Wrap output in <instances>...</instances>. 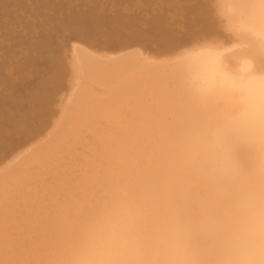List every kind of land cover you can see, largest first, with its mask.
Here are the masks:
<instances>
[{
    "label": "bare ground",
    "instance_id": "obj_1",
    "mask_svg": "<svg viewBox=\"0 0 264 264\" xmlns=\"http://www.w3.org/2000/svg\"><path fill=\"white\" fill-rule=\"evenodd\" d=\"M97 1L93 0L95 3ZM103 1L105 2V0ZM10 2H14L13 5L15 3L19 5L22 0H0V8L8 7V5H11ZM70 3L67 2L68 5ZM204 3L206 4L204 7V9L206 8L205 13L202 9H196L197 15H193H202L199 18L195 17V19L208 21L211 23L209 26L212 25L214 29L208 30L209 27L207 26V32L203 31L200 34L191 35L183 42L181 40L175 42L174 39L171 42L168 41L166 38L172 36L170 30H165L163 33L158 31L160 34L158 36L156 34V37L155 34L151 36L149 33V36H154L153 38H156V40L157 38L160 39L157 40L160 43L159 46L154 48V50L157 49L156 53L158 55L148 53L151 49H148L147 52L145 51L146 48H141L139 44L133 42L139 41L138 38H136L137 40L128 39L129 32L132 33V36L135 34L136 37L144 35H140L141 30L138 33L133 26L134 22L130 21L125 26L126 30L130 29V31H123L127 35L122 38L120 46H117L118 43L110 46V42L107 38H104L105 35L102 39L96 40V42L102 44L98 45L94 42L89 43L88 38L84 40L83 37L80 38L76 35L65 40V35L61 31L58 33L57 30L55 31L57 33L55 37L64 45L63 48L68 47V44H70L69 51L66 52V55L64 54L65 57L60 60L55 59L57 62L48 60L49 63L47 64L49 66L44 69V73L36 67L38 68V73L35 72L36 76L40 73L39 77L43 81L33 87L26 88L28 94H23L24 96L21 98H6L3 108L0 107V110L5 108V115H11L12 112V114L19 112L21 109L18 108L27 100L32 103V100L35 99L40 101L43 110L48 106L50 108V104H54L56 96L60 97L57 98L59 101H57L56 106L52 104V107H57L52 113H46L43 120L38 118V120L44 121L45 124L43 123L44 125L40 128V124H38L40 121L37 120V123L34 124L38 125L39 130L35 128L37 129L36 132L32 133L34 132L31 130L33 118L31 123H28L30 120L27 122L28 125L31 124L29 126L31 132L28 130L31 136L28 132V135L24 136L26 134L24 132L29 128L26 127V121L23 124L26 129L24 130L21 127L20 132L16 131L18 130L17 127L14 130L8 126L11 128L10 130L13 129L18 132L17 134L23 131L21 133L24 136L23 139L29 137L24 142H18L13 151L9 149L11 153L7 152L6 149L7 151H5L9 153V155L7 154L9 157H2L3 154H0V264H70V258L78 245L84 228L106 203L123 192H130L144 197L151 196L156 190L178 178L184 159L185 146L208 116L207 112L190 98L184 86L187 69L182 64V58L188 50L200 46L223 49L224 51L217 52L213 56L212 70L218 75H228L237 70L241 73H251L253 69L264 71V40L258 39L254 35L255 32L262 31L259 26L255 25V17L261 11H264V0H206ZM199 4L202 6L198 2L197 5ZM41 5L43 6V2ZM193 6L195 5L193 4ZM102 7H104V4ZM194 11L192 13H195ZM159 13L160 11L157 14ZM182 16H180L181 19ZM158 18L160 17L156 19ZM161 18L159 23L163 20ZM100 19L98 20L102 23L96 21V19L94 20L90 12L76 13L70 19V26L72 31L77 29L84 31L90 29V27L95 28L96 31L104 27V19ZM156 19L154 18V23L157 24ZM90 20L92 23L89 22ZM50 21L52 22V20ZM14 22L16 23L15 19ZM226 22L231 25L230 28L226 26ZM200 23H198L199 27L202 25ZM121 24L123 26V23ZM140 24L143 26L144 23ZM156 24L154 25L157 29ZM20 27L22 28V26ZM132 27L134 28L131 29ZM14 28L16 30V27ZM159 28L161 27L159 26ZM66 29L68 27H63V31L66 32ZM153 30H150V32L153 33ZM2 31L4 30L2 29ZM110 31L113 32L114 30ZM110 31L108 30L109 33ZM118 32L122 35L121 31ZM66 33L69 36L72 34L70 30ZM73 33L75 32L73 31ZM76 33L78 35V32ZM9 34L12 35V32ZM156 40L154 39V41ZM22 41L19 42L24 44ZM154 41H151L152 45L157 44V41ZM159 41H162V43ZM30 42L32 43L31 40ZM148 43L150 44V42ZM148 43L143 44L146 46ZM35 46L32 47L31 44L32 48ZM160 46L161 48H159ZM36 49L48 50V54L55 55L56 52H60L61 48L56 51L53 43L49 45L42 39L34 48L35 51ZM12 51H14V48ZM34 56H36L35 53ZM41 56L39 57L41 58ZM13 58L18 60V57L13 56ZM49 58H51L50 55ZM27 59L25 62L29 61ZM40 61L38 62L41 63ZM45 62H47V59ZM29 68L31 69V67ZM17 69L19 70V68ZM46 70H50L48 75L45 73ZM9 72L7 71V73ZM62 73L67 78V83L62 81ZM30 76L32 77V75ZM4 78L6 77L4 76ZM23 78L26 79L27 77ZM60 85L63 86L62 89ZM58 89L64 91L60 96V93L57 94ZM32 114L33 116H31ZM32 114L30 116L34 117V113ZM17 115L15 114V118L18 117ZM20 116L18 119H20ZM37 116L40 115L36 113L34 118ZM12 118L14 120V117ZM33 121L36 120L33 119ZM20 124L19 126H22ZM34 125L33 129L36 127ZM8 127L6 131H8ZM6 133L8 132L4 134ZM13 134L12 137L10 136L11 138L16 137H13ZM16 138L19 140L18 137ZM8 139L10 141V138ZM1 143L3 145V142ZM14 145H10V147L5 145V148H12Z\"/></svg>",
    "mask_w": 264,
    "mask_h": 264
},
{
    "label": "clouds",
    "instance_id": "obj_2",
    "mask_svg": "<svg viewBox=\"0 0 264 264\" xmlns=\"http://www.w3.org/2000/svg\"><path fill=\"white\" fill-rule=\"evenodd\" d=\"M220 51L200 46L182 58L185 89L208 116L178 178L106 203L70 264H264V71L218 75Z\"/></svg>",
    "mask_w": 264,
    "mask_h": 264
},
{
    "label": "rangeland",
    "instance_id": "obj_3",
    "mask_svg": "<svg viewBox=\"0 0 264 264\" xmlns=\"http://www.w3.org/2000/svg\"><path fill=\"white\" fill-rule=\"evenodd\" d=\"M32 1L33 0H24V2H23V0H22V3L21 2H19V5L17 4V3H15V5H13V3L14 2H10V4L12 5H8V7L7 6H5L3 9H1L0 8V10H1V12H0V21H2L1 23H0V46L2 47L1 49H0V107H2L3 106V104H4V102H5V100H6V98H8V99H13V98H21L22 96H24V95H26V94H28V89H26V88H29V87H33V86H35V84H37V83H39V82H41V81H43V79L41 78V77H39L40 76V73H39V75L38 76H36V73H38V68H39V71L41 70L42 71V73H44V69H47L48 68V64L47 63H49V61L48 60H50V61H53V62H57L55 59H57V60H60V59H62V57L64 58L65 57V55H66V52L67 51H69V46H70V44H68V47L67 46H65L64 48L62 47V46H64V45H62L60 42H59V39L57 40L56 38L57 37H55V36H57L56 34L59 32V31H61V33L63 34V35H65V40L66 39H68V37H73V36H77V37H80V38H82V39H87V40H90V41H88L89 43H98V42H96V40H99V38H103L104 37V35H105V37L104 38H107V40L110 42L109 43V45L110 46H114V45H117V43L119 44V45H117V46H120L121 44L120 43H122V38L123 37H126V35L127 34H125V33H123V31L125 32V31H127V32H129L130 31V29L129 30H126V25L128 24V22L130 21V22H134V27L136 28V30H137V32L138 31H140L141 30V33H139L140 35H142V34H144L142 37L141 36H138V37H136V35L135 34H133V36L131 35L132 33L131 32H129L130 34V36H128L129 38V40H137L136 38H138L139 39V41L137 40V41H133L134 43H136V44H139L140 45V47L141 48H146L145 49V51H149L150 49V51L148 52V53H150V54H153V55H158V53H156V50L157 49H155L154 50V48L156 47H158L159 45L158 44H160V43H158V41L157 40H160L159 38H157V40H156V38H153V37H151L152 35H154L155 34V37H156V34H157V36L160 34V32L161 33H163V32H165V30H170L171 32H172V36H170V37H167L166 39H168V41H172L173 39H174V41L175 42H180V40L183 42V40L185 41V39L188 37L189 38V36H191V35H197V34H200V33H202L203 31L205 32H207L208 30H210V29H214V27L212 26V25H210L209 26V24H211V23H209L208 21H203V20H201V19H195V17H201L202 15H200L199 14V16H194L193 14H195V15H197V13H196V9H202L203 11H204V13H205V9H204V7L206 6V4L204 3V2H206V0H194V3H193V0H160V3H159V0H105V2L103 1V0H95V1H97L96 3L95 2H93V0H77V2H76V0L74 1V0H52V2H51V0L49 1V0H34L33 1V3H32ZM36 1V2H35ZM45 1H47L48 3H46ZM61 1H63V2H61ZM65 1V2H64ZM71 3H70V2ZM83 1V2H82ZM87 1H89V2H87ZM92 1V2H91ZM107 1V2H106ZM158 3H157V2ZM42 2H43V6L41 5L42 4ZM51 2V3H50ZM60 2V3H59ZM67 2H68V4L70 3V5H68L67 4ZM76 2V3H75ZM100 2V3H99ZM138 2V4H136ZM155 2V3H154ZM179 2V3H178ZM187 2H188V4H187ZM197 2V3H196ZM198 2L199 3H201L202 4V6L199 4V5H197L198 4ZM27 3V4H26ZM38 3V4H37ZM90 3V4H89ZM98 3V4H97ZM113 5H112V4ZM134 3V4H133ZM139 3H141V4H139ZM183 3V4H182ZM46 4V5H45ZM103 4H104V7H102L103 6ZM115 4V5H114ZM130 4V5H129ZM157 4V5H156ZM160 4V5H159ZM161 4H163V5H161ZM181 4H182V7H181ZM191 4V5H190ZM193 4L195 5V6H193ZM24 5V6H23ZM25 5H27V6H25ZM45 5V6H44ZM94 5V6H93ZM156 5V6H155ZM180 5V6H179ZM189 5V6H188ZM17 6V7H16ZM39 6V7H38ZM54 8H53V7ZM117 6V7H116ZM162 6V7H161ZM190 6H191V8H190ZM10 7V8H9ZM13 7V8H12ZM20 7V8H19ZM46 7V8H45ZM88 7H89V9H88ZM97 7V8H96ZM102 7V8H101ZM126 7V8H125ZM163 7H164V9H163ZM195 7V8H194ZM196 7H198V8H196ZM199 7H202V8H199ZM22 8V9H21ZM27 8V9H26ZM43 8H45V9H43ZM50 8V9H49ZM57 8V9H56ZM63 8V9H62ZM66 8V9H65ZM77 8V9H76ZM85 8H86V11H85ZM93 8V9H92ZM125 8V9H124ZM156 8H157V10H156ZM159 8V9H158ZM161 8V9H160ZM181 8V9H180ZM183 8H184V10H183ZM12 9H13V11H12ZM24 9V10H23ZM31 9H32V11H31ZM46 9H47V11H46ZM49 9V10H48ZM68 9V10H67ZM99 9V10H98ZM114 9V10H113ZM116 9V10H115ZM119 9V10H118ZM155 9V10H154ZM188 9V10H187ZM4 10V11H3ZM27 10V11H26ZM93 10V11H92ZM101 10H103V11H101ZM160 11V13L159 14H157L159 11ZM195 10V11H194ZM9 11H10V13H9ZM17 11V12H16ZM30 11V12H29ZM52 11V12H51ZM54 11H56V12H54ZM63 11V12H62ZM90 12L91 13V15H93V18H94V20L96 19V21H100L101 19L100 18H102V19H104V27H102L101 29H99V30H96L95 31V28H93V27H90V29H86V30H81L80 31V29H77V30H73L75 33H73V31H72V27L70 26V19H72V16H75V14L77 13V14H80V13H84V12ZM99 11V12H98ZM112 11V12H111ZM115 11V12H114ZM142 13H140V12ZM155 11V12H154ZM158 11V12H157ZM175 11V12H174ZM176 11H177V13H176ZM181 11V12H180ZM195 12V13H192V12ZM202 11V12H203ZM2 12H3V14H2ZM41 12H43V13H41ZM50 12H51V15H50ZM101 12V13H100ZM147 12V13H146ZM157 12V13H156ZM168 12H170V13H168ZM14 13V14H13ZM55 13H57V14H55ZM68 13V14H67ZM73 13V14H72ZM138 13V14H137ZM154 15H153V14ZM163 13V14H162ZM172 13V14H171ZM176 13V14H175ZM183 13V14H182ZM190 13V14H189ZM192 13V14H191ZM10 14V15H9ZM11 14H12V16H11ZM20 14H21V16H20ZM46 14V15H45ZM125 14V15H124ZM152 14V15H151ZM174 14V15H173ZM187 14V15H186ZM189 14V15H188ZM4 15V16H3ZM24 17H23V16ZM26 15V16H25ZM32 15H34V16H32ZM61 15V16H60ZM67 15H69V16H67ZM71 15V16H70ZM102 15V16H101ZM120 15V16H119ZM132 15V16H131ZM162 16V18H161V16ZM167 15V16H166ZM183 15V16H182ZM8 16V17H7ZM48 16V17H47ZM54 16V17H53ZM99 18H98V17ZM101 16V17H100ZM153 16V17H152ZM156 16V17H155ZM166 16V17H165ZM174 16V17H173ZM180 16H182V19L180 18ZM22 17V18H21ZM48 19H47V18ZM58 17H60V18H58ZM61 17H64V18H61ZM65 17H66V19H65ZM69 17V18H68ZM71 17V18H70ZM157 17H160L161 19H163L162 21H160V23H159V20H160V18H158V19H156ZM164 17V18H163ZM2 18V19H1ZM10 18V19H9ZM45 18V19H44ZM53 18H54V20H53ZM117 18V19H116ZM137 18V19H136ZM154 18L156 19V21H158L157 22V24L156 23H154L155 21H154ZM14 19H15V21H16V23L14 22ZM22 19H23V21H22ZM61 19H63V20H61ZM98 19H100V20H98ZM165 19V20H164ZM174 19V20H173ZM176 19V20H175ZM191 19V20H190ZM8 20V21H7ZM18 20H20V21H18ZM27 20V21H26ZM40 20V21H39ZM50 21V20H52V22L50 21V22H48V21ZM68 20V21H67ZM107 20H109V21H107ZM111 20V21H110ZM113 20V21H112ZM122 20V21H121ZM138 20H140L139 22H138ZM171 20H172V22H171ZM183 20V21H182ZM190 20V21H189ZM198 20V21H197ZM4 21H6L5 23H4ZM10 21V22H9ZM39 21V22H38ZM44 21V22H43ZM54 21V22H53ZM64 21V22H63ZM116 21V22H115ZM142 21V22H141ZM145 21V22H144ZM150 21V22H149ZM196 21V22H195ZM20 22H21V24H20ZM27 22V23H26ZM89 22H91V20L89 21ZM101 23H102V21H100ZM108 22H110V23H108ZM112 22H114V23H112ZM154 23V24H156L157 26H158V28L156 29L155 27V25L153 24V26H151L152 25V23ZM166 22V23H165ZM174 22V23H173ZM185 22V23H184ZM201 22V23H200ZM8 23V24H7ZM10 23H11V25H10ZM14 23V24H13ZM50 25H49V24ZM92 23V22H91ZM97 23H99V22H97ZM105 23H106V25H107V27H106V25H105ZM117 23H118V25H117ZM121 23H123V26H122V24ZM136 23V24H135ZM140 23H144L143 24V26L140 24ZM151 23V24H150ZM181 25H180V24ZM198 23H200V25H201V27H199V24ZM2 24V25H1ZM19 24V25H18ZM45 24V25H44ZM47 24H48V26H47ZM110 24V25H109ZM115 24V25H114ZM137 24H140V25H137ZM159 24H161V25H159ZM168 24V25H167ZM185 24V25H184ZM13 25V26H12ZM18 25V26H17ZM26 25V26H25ZM66 25V26H65ZM92 25V24H91ZM111 25H113V26H111ZM183 25V26H182ZM197 25V26H196ZM5 26V27H4ZM10 26H11V28H10ZM20 26H22V28L20 27ZM30 28H29V27ZM52 26V27H51ZM58 26V27H57ZM110 27V29H109V27ZM150 26V27H149ZM159 26L161 27V28H159ZM167 26V27H166ZM174 26V27H173ZM178 26V27H177ZM209 27V29H208V27ZM212 26V27H211ZM7 27V28H6ZM14 27H16V30H15V28ZM27 27V28H26ZM32 27V28H31ZM54 27H56V28H54ZM63 27L65 28H67L68 27V29H66L67 31L68 30H70V33H72V34H70L71 36H69V34H67L65 31H63ZM134 27H132L131 29H133ZM153 27V28H152ZM164 27H165V29H164ZM206 27V28H205ZM4 30V31H2V29ZM5 28V29H4ZM44 28H46V29H44ZM59 28H60V30H59ZM103 28H105L104 30H103ZM163 28V30L161 31V29ZM177 28V29H176ZM187 28H188V30H187ZM31 29V30H30ZM42 29V30H41ZM92 29V30H91ZM145 29V30H144ZM154 29V30H153ZM160 29V30H159ZM173 29V30H172ZM203 29V30H202ZM208 29V30H207ZM34 30V31H33ZM48 30V31H47ZM54 30V31H53ZM57 30V31H56ZM65 30V29H64ZM88 30V31H87ZM108 30L110 31V30H114L113 32L112 31H110V33L108 32ZM117 30V31H116ZM142 30H144V31H142ZM150 30H153L152 32L153 33H151L150 32ZM155 30H157V31H155ZM196 30V31H195ZM199 30V31H198ZM202 30V31H201ZM38 31V32H37ZM55 31L57 32V33H55ZM63 31V32H62ZM85 31H87V32H85ZM99 31H101V32H99ZM103 31V32H102ZM104 31H107V32H104ZM118 31H121V33H122V35H120L119 33L120 32H118ZM147 31H148V33H147ZM158 31H160V32H158ZM176 31V32H175ZM3 32V33H2ZM8 32V33H7ZM12 32V35L11 34H9V33H11ZM14 32V33H13ZM36 32V33H35ZM40 32V33H39ZM76 32H78V35H77V33ZM89 32V33H88ZM93 32H96V33H93ZM189 32V33H188ZM196 32V34H194ZM27 33V34H26ZM42 33V34H41ZM49 35H48V34ZM50 33H51V35H50ZM55 33V34H54ZM64 33H66V34H64ZM82 33V34H81ZM102 33H103V35H102ZM112 33V34H111ZM149 33H150V35L151 36H149ZM187 33V34H186ZM17 36H16V35ZM40 34V36H38V35ZM81 34V35H80ZM84 34H85V37H84ZM87 34V35H86ZM90 34H91V36H90ZM114 34V36H112ZM146 34V35H145ZM11 35V36H10ZM21 35V36H20ZM28 35V36H27ZM53 35V36H52ZM83 35V36H82ZM135 35V36H134ZM9 36V37H8ZM35 36H37V37H35ZM51 36V37H50ZM112 36V37H111ZM117 36H119V37H117ZM147 36V37H146ZM6 37H8V38H6ZM11 37V39H9ZM12 37H14V39H12ZM25 37H27V38H25ZM29 37V38H28ZM34 37V38H33ZM49 37V38H48ZM67 37V38H66ZM90 37V38H89ZM92 37V38H91ZM114 37V38H113ZM140 37V38H139ZM145 37V38H144ZM18 40H16V39ZM20 38H21V40H23L22 42H24V44L23 43H21V42H19V41H21L20 40ZM40 38H42L44 41H46L47 43H49V45H51L52 43H53V45H54V47H56V51L58 50V48L60 49V52L58 51V52H56L55 53V55H53V54H48V50H39V49H36V51L34 50V48H36V46L39 44V42H41V40L42 39H40ZM50 38H51V40H50ZM95 38V39H94ZM120 39V40H118V39ZM142 38H143V40H142ZM147 38H153V39H148L147 40ZM170 38V39H169ZM184 38V39H183ZM6 39V40H5ZM32 41V43L30 42V40ZM34 39V40H33ZM37 40V42H36V40ZM40 39V40H39ZM46 39V40H45ZM154 39L157 41V44H155V45H152V42L154 41ZM165 39V40H166ZM175 39H178V40H175ZM24 40H28V41H24ZM39 40V41H38ZM54 40H55V42H54ZM95 40V41H94ZM116 40V41H115ZM150 42V44L147 42ZM162 40V39H161ZM16 41V42H15ZM119 41V42H118ZM141 41V42H140ZM144 41V42H143ZM152 41V42H151ZM156 41H154V42H156ZM163 41V40H162ZM162 41H159V42H161L162 43ZM4 42V43H3ZM18 42V43H17ZM88 42H85V43H88ZM115 44H114V43ZM132 42V41H131ZM138 42V43H137ZM146 42V44L148 43V45H146V46H144L145 44H143V43H145ZM167 42V41H166ZM14 43V44H13ZM16 43V44H15ZM32 44V47H33V45L35 46L34 48H32L31 47V44ZM124 43V42H123ZM126 43V42H125ZM5 44H9V45H5ZM19 44V45H18ZM27 44V45H26ZM104 44V43H103ZM141 44H143V45H141ZM5 46V48H4V46ZM14 45V46H13ZM30 45V46H29ZM66 45V44H65ZM98 45H102V44H99L98 43ZM97 45V46H98ZM8 46V47H7ZM13 46V47H12ZM15 46H16V49H15ZM19 46V47H18ZM26 46H27V48H26ZM61 46V47H60ZM116 46V47H117ZM143 46V47H142ZM154 46V47H153ZM67 47V48H66ZM153 47V48H152ZM13 48H14V51H12L13 50ZM30 48H32L30 51H29V49ZM159 48H161V46L159 47ZM4 49H6L7 51H5ZM11 49V50H10ZM68 49V50H67ZM149 49V50H148ZM152 49H153V52L151 53V51H152ZM9 50V51H8ZM34 50V51H33ZM3 51V52H2ZM44 51H45V53H44ZM8 54H6V53ZM30 52V54H28ZM46 52H47V54H46ZM65 52V53H64ZM17 53V54H16ZM34 53H35V55L36 56H34ZM44 53V54H43ZM156 53V54H155ZM5 54H6V56H5ZM11 54H12V56H11ZM39 54H41V55H39ZM65 54V55H64ZM31 55V56H30ZM43 55H44V59H45V56L46 55H48V56H46V59H47V62H45V60L43 59ZM49 55H50V57L51 58H49ZM52 55V56H51ZM64 55V56H63ZM2 56V57H1ZM13 56L15 57V58H17L18 57V60L17 59H14L13 58ZM30 56V57H29ZM39 56H41V58L39 57ZM12 57V58H11ZM19 57H21V58H19ZM48 57V58H47ZM5 58V59H4ZM26 58H28L29 59V61L28 62H30V63H28V62H25L26 61ZM27 59V60H28ZM40 59H41V61H40ZM7 60V61H6ZM8 60H9V62H8ZM13 61V63H12V61ZM40 61L41 63H39L38 61ZM44 60V62H45V64H44V62H42ZM55 60V61H54ZM17 61H18V63H17ZM8 63V64H7ZM10 63V64H9ZM12 63V64H11ZM28 63V64H27ZM34 63V64H33ZM38 63V64H37ZM2 64H4V65H2ZM13 64H14V67H13ZM41 64V65H40ZM6 65V66H5ZM9 65V66H8ZM10 65H12V66H10ZM27 65V66H26ZM32 65V66H31ZM38 65V66H37ZM18 66H20V67H18ZM31 67V69L29 68V67ZM5 67V68H4ZM7 67H9L8 69H6ZM19 68V70L17 69V68ZM33 67V68H32ZM36 67H38V68H36ZM4 69V71H3V69ZM10 68H12V69H10ZM16 68V69H15ZM21 68V69H20ZM2 69V70H1ZM6 69V70H5ZM30 69V70H29ZM54 69V68H53ZM10 70H12V71H10ZM58 70V69H57ZM7 71L9 72V73H7ZM40 71V72H41ZM49 71L50 70H46V72L45 73H47V75H48V73H49ZM59 71H61L60 69H59ZM3 72H5V73H3ZM15 72V73H14ZM36 72V73H35ZM64 72V71H63ZM29 73V74H28ZM4 74V75H3ZM7 74V75H6ZM19 74H20V76H19ZM17 77H16V76ZM22 75H23V77H27L26 79H24L23 77H22ZM28 75V76H27ZM30 75H32V77L30 76ZM4 76L6 77V78H4ZM8 76V77H7ZM65 75H64V73H62V81L63 82H65L66 81V83H67V78H65L64 77ZM3 77V78H2ZM63 77H64V79H63ZM67 77V76H66ZM1 78H2V81H1ZM15 80H14V79ZM20 78H21V80H20ZM3 79H5V80H7L6 82H5V80H3ZM8 79H9V81H8ZM18 79V80H17ZM23 79V80H22ZM16 80H17V82H16ZM31 80V81H30ZM34 80V81H33ZM4 81V82H3ZM27 81H29V82H27ZM23 82H25V83H23ZM2 83V84H1ZM15 83V84H14ZM18 83V84H17ZM62 83V82H61ZM8 86H7V85ZM25 84V85H24ZM32 84V85H31ZM64 84V83H63ZM3 86V87H2ZM21 86V87H20ZM23 86V87H22ZM5 87V88H4ZM9 87V88H8ZM17 87H19L17 90H15ZM60 87H61V85H60ZM63 88V86L61 87V89ZM2 89V90H1ZM4 89V90H3ZM12 89V90H11ZM59 90V92H57V94H59V96L62 94V92H64L63 90ZM13 91V92H12ZM7 92V93H6ZM21 92V93H20ZM23 92V93H22ZM2 93V94H1ZM18 94H21V95H18ZM24 94V95H23ZM1 95H3V96H1ZM11 95V96H10ZM17 95H18V97H17ZM2 97V98H1ZM10 97V98H9ZM4 98V99H3ZM57 98L59 99L60 97H58V96H56V100H54V104H53V106H56V104L58 103L57 101H59V100H57ZM1 100H4V101H2L1 102ZM56 102V103H55ZM52 104H50V108H49V106H48V108H46V109H44L43 108V110H42V106H41V104H40V101H38V100H35V99H33L32 100V103H31V101H29V100H27L26 101V103H24L21 107H19L18 109L20 110L19 112H14V114H12L11 113V115L10 114H7V115H5L6 113H5V108H4V110L1 108V110H0V119H1V117H2V119L0 120V130L2 131H0V140H2V141H0V143L1 142H3V145H2V143L0 144V154L2 155V157L4 156V157H6V156H8L9 155V153H11L10 152V150L11 151H13L15 148H16V146L18 145V142H24V141H26L27 139L26 138H28L29 136H31L30 134V132H31V130L32 131H34V132H32V133H35L36 132V130L38 129L39 130V128L42 126V125H44L45 123H44V121H42L44 118H45V116H46V113H52V111L53 110H55L57 107H52ZM31 105V106H30ZM26 106V107H25ZM24 107V108H23ZM33 108V109H29V108ZM51 108H53V109H51ZM18 109H16L17 111H18ZM29 109V110H28ZM36 109V110H35ZM25 110V111H24ZM27 110V111H26ZM35 111V112H33V111ZM45 110H47L46 112H45ZM22 111V112H21ZM29 111V112H28ZM32 111V112H31ZM3 113V114H2ZM28 113H29V115H28ZM32 113H34V115L36 116V113H37V115L39 114L40 116H37L36 118H34V117H31V116H33V114ZM15 114L19 117L20 115V119H21V117H24V118H22L21 120L20 119H18V117H16L15 118ZM32 114V115H31ZM14 115V116H13ZM31 115V116H30ZM42 115V116H41ZM4 116H6V117H4ZM9 116H10V118H9ZM4 117V118H3ZM8 117V118H7ZM12 117H14V120H13V118ZM31 117V118H30ZM26 118H27V120H26ZM35 119L36 121L34 122L33 121V119ZM38 118H41L40 120H38ZM6 119V120H5ZM10 119V120H9ZM11 119H12V121H14V122H12L11 121ZM31 119H32V123H31ZM16 120V121H15ZM30 120V121H29ZM37 120L38 121H40L38 124H40V126H39V128L36 126V125H34L35 123H37ZM25 121H26V124H27V122L28 123H31V124H33L34 126H36V127H34V129H33V125H32V128L31 127H29V126H31V124L30 125H28L27 124V126L26 127H29V128H27V131L26 132H24V133H26V134H24V136H26V135H28V133H29V136L28 137H26L25 139H23L24 138V136H23V134H21L23 131H21V133H19V134H17L18 132H20V128L21 127H23L24 128V123H25ZM7 122V123H6ZM16 122V123H15ZM23 122V123H22ZM41 122H42V124H41ZM3 123V124H2ZM5 123V124H4ZM18 123V124H17ZM21 123V124H20ZM44 123V124H43ZM1 124H2V127H1ZM19 124L20 125H22V126H19ZM25 124V125H26ZM12 125V126H11ZM11 127V128H13L14 130H16V129H18V130H16V131H18V132H16V131H14L13 129L12 130H10L11 128H9V127ZM4 127V128H3ZM7 127H8V131H6V129H7ZM17 127V128H16ZM26 127L24 128V130L26 129ZM1 128H3V129H1ZM16 128V129H15ZM22 128V129H23ZM31 128V130H29ZM35 128H37V129H35ZM3 130H5V131H3ZM30 132H29V131ZM11 131H13L12 132V134H13V137L14 136H16V137H18L19 138V140L16 138V137H14V138H11L12 137V134H10V132ZM5 132H8V133H6V134H4ZM28 132V133H27ZM3 133V134H2ZM7 134H8V136H7ZM10 134V135H9ZM21 134V135H20ZM5 135V136H4ZM33 135V134H32ZM10 138V141H11V139H12V141L10 142L9 141V139L7 138ZM11 136V137H10ZM23 137V138H22ZM21 138H22V141H21ZM6 142V143H5ZM5 143V144H4ZM14 143H17V144H15L14 145ZM14 145V147L12 146V148H9L10 147V145ZM5 145L6 146H9V147H7V148H5ZM2 147V148H1ZM4 148V149H3ZM8 151H7V150ZM10 149V150H9ZM7 152H9V153H6V151ZM4 153H6V154H4ZM8 154V155H7ZM1 155H0V159H1ZM9 157V156H8Z\"/></svg>",
    "mask_w": 264,
    "mask_h": 264
},
{
    "label": "snow or ice",
    "instance_id": "obj_4",
    "mask_svg": "<svg viewBox=\"0 0 264 264\" xmlns=\"http://www.w3.org/2000/svg\"><path fill=\"white\" fill-rule=\"evenodd\" d=\"M255 25L259 26L262 31H264V11H261L255 17Z\"/></svg>",
    "mask_w": 264,
    "mask_h": 264
}]
</instances>
